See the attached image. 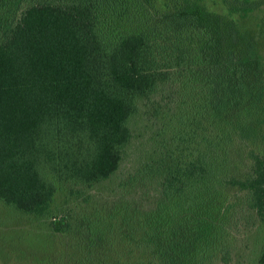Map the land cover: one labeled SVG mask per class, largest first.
<instances>
[{
  "label": "trees",
  "instance_id": "obj_1",
  "mask_svg": "<svg viewBox=\"0 0 264 264\" xmlns=\"http://www.w3.org/2000/svg\"><path fill=\"white\" fill-rule=\"evenodd\" d=\"M258 7L0 0V201L52 216L62 233L69 215L52 213L61 189L154 181L151 205L119 201L91 220L107 264H230L235 231L264 228ZM141 103L155 146L121 174Z\"/></svg>",
  "mask_w": 264,
  "mask_h": 264
},
{
  "label": "rangeland",
  "instance_id": "obj_2",
  "mask_svg": "<svg viewBox=\"0 0 264 264\" xmlns=\"http://www.w3.org/2000/svg\"><path fill=\"white\" fill-rule=\"evenodd\" d=\"M210 10L224 13L229 0H203ZM258 4L259 16L264 15V0H253ZM264 49V48H263ZM264 51V50H262ZM133 116L130 126L135 134L127 145L121 174L129 170L154 149L153 120L147 121L142 114ZM138 134V136H137ZM150 136L149 141L146 136ZM152 139V140H151ZM116 181L110 179L93 187H84V193L70 194L61 189L55 197L52 213H68L71 231L57 232L52 216H36L18 210L0 201V264H92L91 257L106 260V249L110 248L106 238H100V230L89 227L91 220L104 216L116 202L124 201L140 207L152 204L154 181L129 186L121 191ZM89 193V194H87ZM87 197V201L84 200ZM89 218V221H88ZM235 231V250L230 264H256L258 249L264 242V228L256 223L254 228L242 226ZM92 234L93 238H90ZM104 242V244H103ZM93 245L95 246H91ZM94 252V253H93Z\"/></svg>",
  "mask_w": 264,
  "mask_h": 264
}]
</instances>
